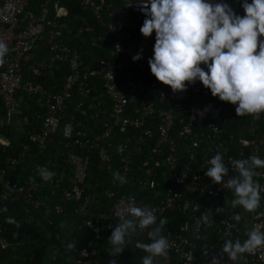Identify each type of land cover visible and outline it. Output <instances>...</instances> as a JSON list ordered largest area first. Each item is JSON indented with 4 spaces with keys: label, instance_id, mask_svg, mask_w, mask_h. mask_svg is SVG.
Wrapping results in <instances>:
<instances>
[{
    "label": "built area",
    "instance_id": "1",
    "mask_svg": "<svg viewBox=\"0 0 264 264\" xmlns=\"http://www.w3.org/2000/svg\"><path fill=\"white\" fill-rule=\"evenodd\" d=\"M62 2L78 3L93 24L82 20L81 25L72 26L64 21L69 12ZM129 2L0 0V40L9 48L0 64L4 107L0 126L15 123L23 136L17 155L6 157L0 165V206L8 211V206L22 203L30 214L24 223H35L43 230L53 227L47 238L65 249L79 231L88 230L96 239L109 237L118 221V209L123 210L132 198L138 206L155 209L158 221H168L164 228L168 258H157L158 264H209L213 256L220 257L223 240L243 241L251 228L264 230V207L253 211L233 208L232 192L205 175L209 159L218 152L223 154L229 175L236 174L230 158L257 155L264 159V113L238 115L236 105L213 97L199 81L186 82L183 92H173L159 82L148 64L155 32L150 37L141 34L145 16ZM69 41L87 44L91 52L84 58ZM138 52L142 59L133 61ZM64 69L58 89L44 85ZM25 72L33 79L25 80ZM23 98L42 112L32 118L38 129L22 117ZM56 137L64 149L61 158L71 169L66 185L55 170H50L54 176L47 182L37 173V158ZM0 141L3 149L10 144L2 136ZM92 156L111 184L102 192L105 209L98 196L85 195ZM27 167L35 179L19 178ZM116 171L126 183L114 182ZM254 179L264 186V168L255 170ZM121 187L143 195L123 193ZM217 208L224 212L217 213ZM208 209L213 221L205 223L201 214ZM35 212L41 213L34 217ZM5 213L0 212V252L9 246L5 237L10 223ZM237 214L239 221L234 219ZM56 217L70 221L65 235L55 232L60 226L55 225ZM12 218L22 223L16 215ZM140 242H149L147 230L131 236L126 248L145 253L137 247ZM61 255L56 249L51 254L19 258L31 264H52ZM105 259L104 264H128L120 254L108 252ZM70 260L71 264H102L100 251L89 241L72 250ZM220 264H264V248L241 254L235 262L224 256Z\"/></svg>",
    "mask_w": 264,
    "mask_h": 264
},
{
    "label": "clouds",
    "instance_id": "2",
    "mask_svg": "<svg viewBox=\"0 0 264 264\" xmlns=\"http://www.w3.org/2000/svg\"><path fill=\"white\" fill-rule=\"evenodd\" d=\"M132 3L145 16L141 34L150 37L155 32L153 55L148 64L159 82L170 86L173 92H183L187 84L199 81L213 97L236 105L238 115L264 113V40L260 39L264 36V0H240L243 15L225 0H130L128 4ZM8 52L7 44L0 40V64ZM132 59H142V52ZM230 162L235 175H229L223 154L218 152L209 159L205 175L214 184L232 192L233 208L257 209L264 186L254 176L257 168H264V159L251 155L243 159L230 158ZM37 173L45 182L54 176L44 166H38ZM113 179L126 183V178L118 171L113 173ZM0 212H7V207L0 206ZM216 212H224V208H217ZM116 215L118 221L107 240L110 255L121 254L131 236L147 230L149 242L137 244L146 253L141 264H158L157 258L167 260L166 218L158 221L155 209L138 206L132 198ZM201 218L205 223L212 222L211 209L203 212ZM234 219L239 221L241 217L237 214ZM7 222L19 227L12 217H8ZM60 227L66 228L67 222L62 221ZM246 237L243 241L239 238L223 240L220 257L213 256L209 264H220L224 256L235 262L241 254H252L264 248L261 227L251 228ZM76 247L75 242H69L66 251ZM188 260L193 261L191 252Z\"/></svg>",
    "mask_w": 264,
    "mask_h": 264
},
{
    "label": "trees",
    "instance_id": "3",
    "mask_svg": "<svg viewBox=\"0 0 264 264\" xmlns=\"http://www.w3.org/2000/svg\"><path fill=\"white\" fill-rule=\"evenodd\" d=\"M62 5L68 9L69 16L63 20L68 22L72 26H79L82 24V20H87L89 23L93 24V19L89 13L82 10V8L75 2H62ZM50 15H53V10H51ZM78 18V20H77ZM77 48L80 49L81 54L85 58L86 54L91 52L87 44L75 43ZM66 73V70L57 72L56 77L53 79H48L44 85L51 86L56 85L54 89H58L62 82V76ZM25 80H32V76L28 73H24ZM22 110V117H28L29 121L38 129V124L33 121V117L36 115H42V112L38 110L33 101H28L26 98H23V101L20 106ZM4 112V107L0 102V118ZM0 136L9 140V146L5 149L0 147V165L3 164L4 160L8 156H16L20 150L21 143L23 142V136L19 128L15 123L13 124H3L0 126ZM60 137H56L55 143L48 147V150L44 155L37 158L38 165L47 167L49 170H55L60 174L64 184L66 185L68 179L71 175L70 167L63 161L61 158V151H64L62 145L59 143ZM49 161V164H48ZM19 178L22 180H31L35 179L36 175L30 173V167H27V170L24 172H19ZM111 187L109 177L101 174L97 169L96 156L91 157V162L88 167V173L85 180V195L87 196H98V200L102 203L101 209H105L106 201L102 197V192ZM120 190L126 194H133L137 197H141L143 194L138 191L128 189L126 187H121ZM41 212L33 213V216H39ZM16 215L20 219L18 223L19 227H16L15 224H10L8 226V232L6 234V241L8 243V248L0 252V263L5 264H31L28 260L20 259L19 256L24 255L28 256L31 253H49L51 254L53 250L59 249L62 255L58 257L56 262H52L49 259V263L52 264H71V251H66L61 247V245L47 238L48 232H54L53 227L46 226L43 230L35 223L25 224L24 220L27 219V216L30 215L26 212V207L22 203H14L8 206V211L5 213V217H12ZM55 225H60L61 220L59 218H54ZM67 227L70 225V221L67 219ZM180 220L177 221L179 223ZM67 227L62 229L60 226L57 228V233L61 235L66 234ZM72 239L77 244V247L85 245L88 241L95 244L100 251V261L102 264L105 263L106 254L110 252L111 246L108 243V237L106 235H101L100 238L96 239L88 230H83L76 232L72 235ZM146 255V253L140 252L138 250L132 251L129 248H125L124 251L120 254V258L124 259L128 264H138L141 262V258ZM13 256H16V259H13ZM46 261H48L46 259ZM38 264H42L39 262Z\"/></svg>",
    "mask_w": 264,
    "mask_h": 264
},
{
    "label": "crops",
    "instance_id": "4",
    "mask_svg": "<svg viewBox=\"0 0 264 264\" xmlns=\"http://www.w3.org/2000/svg\"><path fill=\"white\" fill-rule=\"evenodd\" d=\"M225 2L229 3L238 14L240 15L244 14L243 8L240 6V0H225ZM260 206L264 207V196L261 198Z\"/></svg>",
    "mask_w": 264,
    "mask_h": 264
}]
</instances>
